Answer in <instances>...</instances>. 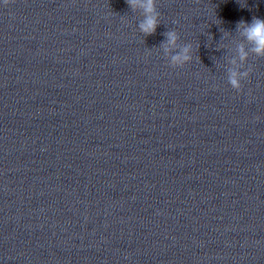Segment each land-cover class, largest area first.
Masks as SVG:
<instances>
[{
	"label": "clouds",
	"instance_id": "obj_1",
	"mask_svg": "<svg viewBox=\"0 0 264 264\" xmlns=\"http://www.w3.org/2000/svg\"><path fill=\"white\" fill-rule=\"evenodd\" d=\"M12 0H3L5 6L9 5ZM127 5L133 12H140L142 19L138 23L139 32L144 36L154 35L160 22V12L157 9V0H125ZM243 6V4H242ZM243 28V35L248 42L252 45L251 52L258 57H264V19L253 17L250 23L243 20L239 21L237 28ZM165 41L163 42L164 51L170 53L171 64L173 66H183L193 60L192 45L185 44L179 50L177 43L180 39L176 30H167L163 33ZM240 61L247 60L248 53L244 50L243 46L239 49ZM252 70H230L228 83L230 86L240 91L242 89V81L249 78Z\"/></svg>",
	"mask_w": 264,
	"mask_h": 264
}]
</instances>
